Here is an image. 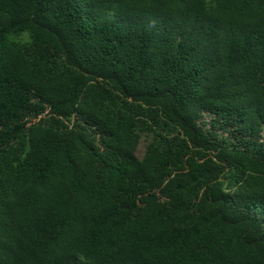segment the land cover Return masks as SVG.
Instances as JSON below:
<instances>
[{
  "label": "trees",
  "instance_id": "1",
  "mask_svg": "<svg viewBox=\"0 0 264 264\" xmlns=\"http://www.w3.org/2000/svg\"><path fill=\"white\" fill-rule=\"evenodd\" d=\"M0 264H264V0H0Z\"/></svg>",
  "mask_w": 264,
  "mask_h": 264
},
{
  "label": "rangeland",
  "instance_id": "2",
  "mask_svg": "<svg viewBox=\"0 0 264 264\" xmlns=\"http://www.w3.org/2000/svg\"><path fill=\"white\" fill-rule=\"evenodd\" d=\"M205 119L207 120V122H209V116L207 115L205 117ZM145 144H146V141L142 140L140 141L138 147H137V151H136V155L138 158H141L143 153H144V149H145Z\"/></svg>",
  "mask_w": 264,
  "mask_h": 264
}]
</instances>
